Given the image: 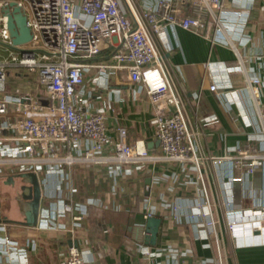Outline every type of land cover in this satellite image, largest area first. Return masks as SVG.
<instances>
[{
    "label": "built area",
    "instance_id": "obj_1",
    "mask_svg": "<svg viewBox=\"0 0 264 264\" xmlns=\"http://www.w3.org/2000/svg\"><path fill=\"white\" fill-rule=\"evenodd\" d=\"M227 2L156 0L142 6L138 0H0V171L31 173L37 180L49 177L60 183L68 177L66 170L72 173L76 166L110 165L115 181L130 174L148 177V193L156 185H167L169 192L174 182L192 185V195L174 192L164 209L174 223L184 221L202 234L214 251V264H227L226 237L237 248L238 233H264V201L244 205V200L255 199V174L264 173V79L249 75L247 60L237 53L238 65L232 70L246 76L245 87L225 91L216 83L210 85L211 95L221 101L241 94L251 97L263 129L262 145L248 141L218 155L202 144L210 135L209 119L191 108L159 46L168 28L197 33L209 20L215 23L212 41L218 42L217 32L228 17ZM15 8L26 16L32 33L31 42L22 46L13 44L8 28L6 11L13 13ZM242 17L237 14V20ZM255 57L264 63V53ZM114 80L119 87L145 88L155 110L159 151L149 150L144 141L128 144L126 127L118 126L117 137L110 131L108 117L119 92ZM201 97L200 92L198 102ZM158 165L165 172L157 173ZM151 199L146 198L148 203ZM155 214L150 207L146 220ZM54 228L44 219L26 235L41 237ZM0 229L6 226L0 224ZM143 234L149 242L150 229ZM142 254L149 264H161L160 252L142 247ZM9 259L14 260L12 253ZM55 264L86 260L78 246H67Z\"/></svg>",
    "mask_w": 264,
    "mask_h": 264
},
{
    "label": "crops",
    "instance_id": "obj_2",
    "mask_svg": "<svg viewBox=\"0 0 264 264\" xmlns=\"http://www.w3.org/2000/svg\"><path fill=\"white\" fill-rule=\"evenodd\" d=\"M155 1L138 0L142 6ZM226 10L228 17L224 29L217 32L218 42L212 41L213 20L197 33L168 28L159 39L191 108H198L199 115L211 123L210 135L202 139V144L218 155L248 141L263 143L254 100L241 94L237 99L228 97L221 101L211 95L209 87L213 83L225 91L245 87L246 76L232 70L238 65L237 53L247 60L249 75L264 79V63L255 57L264 53V0H228ZM238 13L243 15L240 21ZM89 85L95 86L91 80ZM113 88L119 92L108 117L110 131L117 137L118 126L126 127L128 144L144 141L149 150L159 151L153 124L155 110L145 88L137 84L119 87L116 80ZM261 100L264 106V86ZM110 168L76 166L72 173L66 170L68 177L60 183L49 177L37 180L31 173L0 171V224L6 226L0 229V234L4 233L0 235V264H55L61 258V250L70 246L69 241L77 242L86 264H149L142 247L160 252L157 261L161 264H214V251L202 234L184 221L174 223L170 212L164 209L165 201L172 200L174 192L176 196L192 195V185L171 183L172 192L167 185H156L148 193V177L130 174L115 181ZM156 171L165 172L164 166L158 165ZM180 181L184 182V177ZM253 187L255 199L244 200L246 207L253 201H264L262 171L255 174ZM147 197L152 198L151 202ZM150 207L156 211L154 218L161 221L154 242L151 238L146 241L143 234L146 229L152 230L145 218ZM77 216L82 219L75 221ZM44 219L55 228L41 237H28L26 231ZM65 230L78 234L73 237ZM236 239L237 248L225 238L227 264H264V233L247 230L238 233ZM11 253L14 260L9 259Z\"/></svg>",
    "mask_w": 264,
    "mask_h": 264
},
{
    "label": "water",
    "instance_id": "obj_3",
    "mask_svg": "<svg viewBox=\"0 0 264 264\" xmlns=\"http://www.w3.org/2000/svg\"><path fill=\"white\" fill-rule=\"evenodd\" d=\"M8 14V28L11 32V36L13 38V44L15 46L26 45L32 40L31 29L28 27L27 18L21 12L19 8H15L13 13L6 11ZM29 218L30 215H28ZM161 221L159 219L151 218L148 220V226L151 230V242L156 240V234L158 232V228ZM70 246H78L76 241H69Z\"/></svg>",
    "mask_w": 264,
    "mask_h": 264
}]
</instances>
